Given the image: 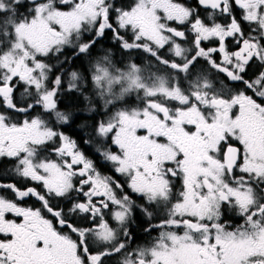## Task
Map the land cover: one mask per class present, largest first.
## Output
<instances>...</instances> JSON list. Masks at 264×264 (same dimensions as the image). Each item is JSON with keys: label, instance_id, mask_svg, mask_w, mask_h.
Masks as SVG:
<instances>
[{"label": "snow or ice", "instance_id": "1", "mask_svg": "<svg viewBox=\"0 0 264 264\" xmlns=\"http://www.w3.org/2000/svg\"><path fill=\"white\" fill-rule=\"evenodd\" d=\"M89 83L114 175L59 130ZM5 162L0 264H264V0H0Z\"/></svg>", "mask_w": 264, "mask_h": 264}, {"label": "flooded vegetation", "instance_id": "2", "mask_svg": "<svg viewBox=\"0 0 264 264\" xmlns=\"http://www.w3.org/2000/svg\"><path fill=\"white\" fill-rule=\"evenodd\" d=\"M109 35V39L110 42L112 44V46L115 48L117 47L118 49H120L118 47V45L114 44L111 40V33H108ZM98 44V43H97ZM96 44V45H97ZM96 47V46H95ZM121 50V49H120ZM96 52V49H93V54ZM126 55H129L128 53L123 52ZM118 55V58L120 59V61L128 62L129 58H124L123 56ZM132 57L131 59L135 60L137 63H147L148 60H150L151 58L147 56V54L143 53V52H132L131 53ZM97 56V55H94ZM203 64V61L200 62V64L197 65V67L199 68L201 65ZM82 65H87L89 66L88 60L87 58H79L76 59L73 64V66H82ZM74 68V67H73ZM77 70H79L81 73L87 75L88 72L84 73L83 69L84 68H75ZM87 91H84L83 93L80 92H76V91H68L66 88L63 91V93H65L68 96H73V97H83L82 94H84L87 97H91L93 103H96L95 98L93 97V89L91 86V83H89L87 85ZM89 102V100H88ZM75 107V105H71L70 110H73ZM101 108H99L97 111H88L89 114H87V119L90 123V125H94L95 122L98 120V117L100 116V114H98L99 110ZM65 113H67L70 117L69 123L65 124L63 126L60 127V131H63L66 135H68L69 137H71L73 140H75L77 142L78 147L80 148V150L89 158L92 159L94 162H96L98 169L101 171L102 174H113L111 171V166L108 164H104L100 161V158L96 155L95 153V144L94 143H87V141H89L90 137L93 136L90 134L89 132L84 134L81 124L83 123L81 120L77 119V116L74 115H70L69 112H66L65 110H61ZM92 113V114H91ZM91 118V119H90ZM71 128V131H69V129ZM8 164L7 162H5L3 165H0V171H3V169L5 167H7ZM114 175V174H113ZM116 178L119 179L120 177L118 175H116ZM133 199L136 200V203L139 205L141 203H143L142 201H140L139 199L136 198L135 195H133ZM34 200H27L26 203L31 204L34 203ZM228 215H231V213H229ZM133 223H132V227H131V231L133 236L135 237V241L136 243H143L146 242L147 240H149V236L144 232V229L148 226L149 221L147 220V218L143 215V213L139 210V208L134 209L133 211ZM152 223H155V220L152 221ZM156 233L153 232L152 235H155ZM112 264H116V260L114 259Z\"/></svg>", "mask_w": 264, "mask_h": 264}, {"label": "trees", "instance_id": "3", "mask_svg": "<svg viewBox=\"0 0 264 264\" xmlns=\"http://www.w3.org/2000/svg\"><path fill=\"white\" fill-rule=\"evenodd\" d=\"M95 49H96V52L94 53V55H97V56H102L106 50L110 51V53L114 57V60L119 64L120 59L117 58L118 55L115 53V51L118 50V48L117 47L114 48L112 46L108 33L106 34V36L103 39L99 40ZM123 56H124V58L129 57V55H126V54H124ZM131 57H132V55H131ZM73 67L74 68H84L83 69L84 73H86L87 70L89 69V66H87V65L73 66ZM64 90H65V88H62L60 94L58 95V98H57L58 108L60 110H65L66 112H69L70 115L77 116V119L81 120L83 122L81 124V127H82L84 134L89 132V135L90 134L92 135L94 125H92V124L90 125V123L87 119V114H89L88 111L91 112L87 98H91V97H87L84 94H82L83 97L68 96L65 93H63ZM71 105H75L76 108H74L73 110H70ZM102 111H103V109L101 108L98 112V114H100V116L98 117V120L102 119V117H103ZM69 131H71V128L69 129Z\"/></svg>", "mask_w": 264, "mask_h": 264}, {"label": "rangeland", "instance_id": "4", "mask_svg": "<svg viewBox=\"0 0 264 264\" xmlns=\"http://www.w3.org/2000/svg\"><path fill=\"white\" fill-rule=\"evenodd\" d=\"M115 53H116V54H119V55H121V56L124 55L123 51L120 50V49L116 50ZM123 57H124V56H123ZM117 58H118V56H117ZM127 58H129V57H127ZM126 63H127V62H125V64H126ZM102 112H103V111H102ZM103 118H105V117L103 116L102 119H103Z\"/></svg>", "mask_w": 264, "mask_h": 264}]
</instances>
